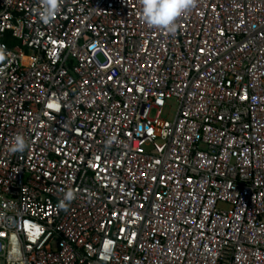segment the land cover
<instances>
[{"label": "built area", "instance_id": "1", "mask_svg": "<svg viewBox=\"0 0 264 264\" xmlns=\"http://www.w3.org/2000/svg\"><path fill=\"white\" fill-rule=\"evenodd\" d=\"M141 10L0 0V264H264V0Z\"/></svg>", "mask_w": 264, "mask_h": 264}, {"label": "clouds", "instance_id": "2", "mask_svg": "<svg viewBox=\"0 0 264 264\" xmlns=\"http://www.w3.org/2000/svg\"><path fill=\"white\" fill-rule=\"evenodd\" d=\"M197 0H142L141 19L153 28H159L174 33L177 29V20L196 6ZM52 9L46 6L43 15L50 18ZM27 141L20 133L15 134L10 142L11 153L23 152ZM71 192L65 193V199H70ZM63 206V205H62Z\"/></svg>", "mask_w": 264, "mask_h": 264}, {"label": "rangeland", "instance_id": "3", "mask_svg": "<svg viewBox=\"0 0 264 264\" xmlns=\"http://www.w3.org/2000/svg\"><path fill=\"white\" fill-rule=\"evenodd\" d=\"M177 108H178V103L173 100L171 101L164 109V112H163V118L165 119H173L176 112H177Z\"/></svg>", "mask_w": 264, "mask_h": 264}, {"label": "snow or ice", "instance_id": "4", "mask_svg": "<svg viewBox=\"0 0 264 264\" xmlns=\"http://www.w3.org/2000/svg\"><path fill=\"white\" fill-rule=\"evenodd\" d=\"M52 4H53V7L55 6V0H51ZM2 58V57H0Z\"/></svg>", "mask_w": 264, "mask_h": 264}, {"label": "trees", "instance_id": "5", "mask_svg": "<svg viewBox=\"0 0 264 264\" xmlns=\"http://www.w3.org/2000/svg\"><path fill=\"white\" fill-rule=\"evenodd\" d=\"M17 43V41H12V45H14V44H16Z\"/></svg>", "mask_w": 264, "mask_h": 264}]
</instances>
